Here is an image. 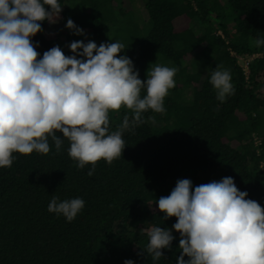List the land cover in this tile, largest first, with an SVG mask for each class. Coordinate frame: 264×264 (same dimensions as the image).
<instances>
[{
  "label": "trees",
  "instance_id": "1",
  "mask_svg": "<svg viewBox=\"0 0 264 264\" xmlns=\"http://www.w3.org/2000/svg\"><path fill=\"white\" fill-rule=\"evenodd\" d=\"M102 1L61 0L59 21L44 22L33 37L37 51L58 45L70 55L72 41H119L118 55L133 61L141 80L155 65L175 67V87L164 112H144L142 123L123 132L122 157L99 160L91 176V164L77 168L68 156L67 140L59 152L49 140L47 155L13 154L12 166L0 168V264H175L178 233L158 261L142 250L146 229L175 223L155 202L179 179L195 187L232 177L264 208V47L254 43L264 37V0H141L148 31L128 8L137 0ZM68 19L85 35L70 33ZM206 50L209 66L194 61L190 70L188 61ZM232 52L255 55L247 76ZM217 68L232 77L234 94L224 102L209 82ZM125 116L131 120L132 111H110L109 132L120 130ZM52 196L79 197L85 205L67 222L47 210Z\"/></svg>",
  "mask_w": 264,
  "mask_h": 264
},
{
  "label": "clouds",
  "instance_id": "2",
  "mask_svg": "<svg viewBox=\"0 0 264 264\" xmlns=\"http://www.w3.org/2000/svg\"><path fill=\"white\" fill-rule=\"evenodd\" d=\"M64 6L61 0H0V168L12 166L14 153L47 155L49 140L57 152L67 140L68 156L77 168L91 164V176L99 160L111 164L122 157L123 132L142 123L144 112H164L175 87V67L155 65L141 80L133 61L118 55L124 51L119 41L98 46L76 40L67 45L70 55L58 45L41 55L33 37L44 31V22L57 23ZM64 27L85 35L71 19ZM254 43L264 47V37ZM209 82L220 102L234 94L227 69L214 70ZM122 107L132 111L131 120L125 116L120 130L109 132V112ZM247 197L232 177L195 187L190 179L177 180L155 202L163 219L174 217L175 223L146 229L142 254L158 261L162 250L172 248L175 232V264H264V208ZM84 205L79 197L52 196L47 210L71 222Z\"/></svg>",
  "mask_w": 264,
  "mask_h": 264
},
{
  "label": "rangeland",
  "instance_id": "3",
  "mask_svg": "<svg viewBox=\"0 0 264 264\" xmlns=\"http://www.w3.org/2000/svg\"><path fill=\"white\" fill-rule=\"evenodd\" d=\"M104 1V0H103ZM102 1V2H103ZM101 2V3H102ZM117 2V1H116ZM134 3V4H133ZM131 2V4L129 3V6H128V8L130 9L131 8V10L133 11V13L134 14H136V17L135 18H139V16H141V19H140V21H139V23H140V26L142 27V28H146V30L150 27V22L148 21V16H146V18H143L142 17V15L144 16V12L142 11L143 9H144V7H143V4H142V1L141 0H137V3L135 4V1L134 2ZM118 6V5H117ZM117 6H115V7H117ZM142 9V10H141ZM211 15H213V14H211ZM214 17V16H213ZM148 31V30H147ZM113 37V36H112ZM195 61V63H198V62H200L201 61V64H202V66H203V64L205 63V64H207L208 66H209V62H210V54H209V52L206 50V51H203V52H201V53H199V55L197 56V58H194V57H192L189 61H188V63H187V65H188V68L191 70H193L194 69V67H193V65H194V62ZM190 93H191V89L190 88H188L187 90H186V94H188V96H190ZM156 114V113H155Z\"/></svg>",
  "mask_w": 264,
  "mask_h": 264
},
{
  "label": "built area",
  "instance_id": "4",
  "mask_svg": "<svg viewBox=\"0 0 264 264\" xmlns=\"http://www.w3.org/2000/svg\"><path fill=\"white\" fill-rule=\"evenodd\" d=\"M232 54H235L234 52H232ZM236 57L241 60L243 62V69L245 72V75L247 76L249 73V62L255 57V55H237L235 54Z\"/></svg>",
  "mask_w": 264,
  "mask_h": 264
}]
</instances>
